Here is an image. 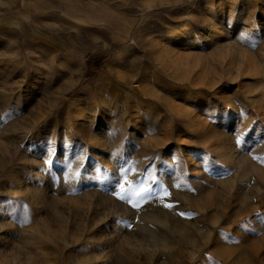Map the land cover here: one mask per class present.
Returning <instances> with one entry per match:
<instances>
[{"label": "rangeland", "instance_id": "1", "mask_svg": "<svg viewBox=\"0 0 264 264\" xmlns=\"http://www.w3.org/2000/svg\"><path fill=\"white\" fill-rule=\"evenodd\" d=\"M0 264H264V0H0Z\"/></svg>", "mask_w": 264, "mask_h": 264}, {"label": "bare ground", "instance_id": "2", "mask_svg": "<svg viewBox=\"0 0 264 264\" xmlns=\"http://www.w3.org/2000/svg\"><path fill=\"white\" fill-rule=\"evenodd\" d=\"M236 6H237V4H235ZM238 7V6H237ZM234 8H235V6H234ZM230 12V10L229 9H225V8H220V9H218V11H217V13H218V16L219 17H223L225 14H227V13H229ZM235 18V17H234ZM237 20L238 19H234V22H233V24H232V26H231V29H230V32H229V30H224V31H220V32H218V31H216V29H215V26H213V25H211L210 23H204V24H202L201 25V28H202V30H203V39L207 42V43H210V42H212L213 40H214V37H216V39H217V41H218V43H219V41L221 40V39H223V40H225V39H228L229 37H230V33H237V31H239L238 30V27H237V25H236V23H237ZM80 24V23H79ZM185 24H187V22L185 23ZM183 25V28H182V33H183V37H182V40L183 41H188L191 37H192V34H191V32H188L187 31V29H188V27H187V25ZM110 25H111V27L113 28L112 30H115V31H123L124 30V28L125 27H118V26H116V25H114V23L111 21L110 22ZM232 37V36H231ZM193 40V45H192V48L193 49H196L197 48V46L200 44V42H201V39H199V38H195V39H192ZM190 41V40H189ZM225 43V42H224ZM228 44V46H229V43H227ZM226 44V45H227ZM233 44V43H232ZM231 46V45H230ZM235 46V45H234ZM237 47V46H236ZM230 48V47H229ZM234 49V48H233ZM235 50V49H234ZM134 88H136V89H138V91H140L142 94H143V96H145V97H147L148 95L146 94V93H144L143 91H142V88H140L137 84H136V86L134 87ZM135 89V90H136ZM81 98V97H80ZM109 103V102H108ZM107 107H109L110 108V104L107 106ZM105 108V107H104ZM108 110V109H107ZM225 109L224 108H222V110H220V111H216L213 115H212V119L213 120H216V121H218V122H224V121H226V120H228V119H230L231 118V114H232V112L230 111V109H227V112H225L224 111ZM186 111V110H185ZM181 112V111H180ZM194 113V112H193ZM85 115L82 113L81 115H79L78 116V122L76 123V125L77 126H80L81 124H83V122H84V120H86L85 119V117H84ZM152 117V116H151ZM87 118V117H86ZM199 118V117H198ZM194 119V118H193ZM137 121H136V129L137 128H140V124H141V121H142V119H136ZM196 122H197V120H196ZM85 123V122H84ZM197 124V123H196ZM141 129V128H140ZM72 134V133H71ZM150 140H153V139H150ZM199 156V155H198ZM227 156V155H226ZM197 158V157H196ZM231 158V157H230ZM199 162V161H198ZM194 164H197V163H194ZM106 167V166H105ZM36 175L37 174H35L34 175V177H36ZM33 177V178H34ZM33 182V181H32ZM13 205L14 204H12L11 205V209L13 208ZM10 208V207H9ZM252 227V226H251Z\"/></svg>", "mask_w": 264, "mask_h": 264}, {"label": "snow or ice", "instance_id": "3", "mask_svg": "<svg viewBox=\"0 0 264 264\" xmlns=\"http://www.w3.org/2000/svg\"><path fill=\"white\" fill-rule=\"evenodd\" d=\"M144 191H148L147 189H144ZM121 199H123V197H121ZM135 206V205H134Z\"/></svg>", "mask_w": 264, "mask_h": 264}]
</instances>
